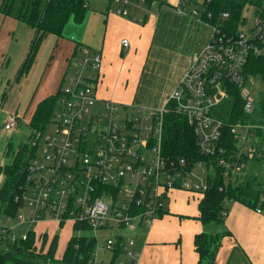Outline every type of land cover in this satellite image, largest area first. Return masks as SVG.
Instances as JSON below:
<instances>
[{"label":"built area","instance_id":"built-area-1","mask_svg":"<svg viewBox=\"0 0 264 264\" xmlns=\"http://www.w3.org/2000/svg\"><path fill=\"white\" fill-rule=\"evenodd\" d=\"M111 1L115 14L122 17H130L129 8L147 12L157 5V0ZM209 1L203 0V5ZM251 12L250 25L231 34L223 32L220 24L210 22L209 12L203 20L202 11H191L195 19L210 26L209 41L191 57L176 88L158 109L98 101L96 86L102 55L81 49V57L70 64L63 77L57 110L43 130H33L29 142L33 157L26 166L22 208L13 218L5 216L7 224L0 225V237L11 242L26 240L31 229L16 232L24 224L33 225L34 234L36 224L52 223L58 229L68 224L69 239H76L75 248L82 237L93 241L90 264H99L98 251L112 256L118 249L123 257L116 264H136L139 252L126 230L148 229L162 217L167 210L168 192L181 189L203 196L213 160L224 169V178L231 181L248 160L260 158L262 154L253 140L262 134L259 132L264 134V118L256 116V106L242 77L247 58L264 54V15ZM227 16L224 12L220 18ZM131 19L143 20L141 16ZM121 45L127 48L129 43L123 39ZM224 79L240 87L243 110L248 116L247 121L230 127L233 157L225 156L226 150L219 146L223 122L212 115L227 96ZM167 103H173L175 112L186 117L206 161L188 163L163 155L162 117ZM16 125L17 117L9 114L4 129ZM42 235L35 238L37 249Z\"/></svg>","mask_w":264,"mask_h":264},{"label":"crops","instance_id":"crops-1","mask_svg":"<svg viewBox=\"0 0 264 264\" xmlns=\"http://www.w3.org/2000/svg\"><path fill=\"white\" fill-rule=\"evenodd\" d=\"M85 1L87 9L82 22L77 24L70 19L65 24L60 36L52 34L46 36L29 73L19 82H14L13 76L15 77L28 49L24 54L25 43L22 42L26 41H21L19 44L18 42L13 43L16 35L12 30L13 35L5 41L8 43L6 49L0 50L2 52V59H0V87L2 89L0 112L5 114V119L9 114H14L17 117L18 125L22 121L28 125L29 117L33 114L38 102L56 93L72 63L81 57V49L83 48L97 51L102 55V64L96 86L97 100H111L120 104L134 105V89L141 80V71L146 65L157 28L159 26L166 28L175 23L176 26L172 34L177 36V41L179 39L180 54L178 57L184 60V64H182V69H180L172 92L188 69L191 57L206 46L211 35L210 26L195 19L191 13L193 9L201 8V0H157L158 5L150 8L147 12L129 8L130 17L115 14L113 11L114 4L111 0ZM179 9L183 11L179 12ZM137 16L143 18L142 22L131 19V17ZM8 18L0 12V29L5 22L10 20ZM160 22L161 25H159ZM70 23L73 24L68 26ZM12 24L14 21L10 20V28ZM25 26L28 36L32 38L33 30L27 25ZM206 26L209 27L210 32L207 31ZM16 29L19 34L25 33L23 29H20V26ZM69 32L77 33V40H75L73 33L70 35ZM100 34L101 37H99ZM123 39L129 43L127 48H123L121 45ZM30 40L27 37L29 43ZM48 43H50L48 55L46 53L48 63L45 69L40 72L32 89V86L30 88L32 69L34 81L36 70L41 65V59L46 56L43 57V54ZM12 57L16 59L12 68L8 72H3L2 68L9 67ZM5 61H7V65L4 64ZM11 76L13 81L8 92H6V88L10 86ZM4 92L7 94L2 99ZM257 137L260 140L257 142L253 140V145L260 150L262 156L248 160L241 173L231 180L233 185H243L250 180L251 188L254 191H258L264 186V181H259L253 174L254 167L264 160V149L262 148L264 137L260 134ZM176 191L182 190H172L170 194L172 198H168L170 203L173 200L172 194L175 195L176 193L181 198L186 195L189 202L186 206L179 203L181 205L178 207H181V210L177 211L178 208L174 211V214L179 215L178 225L175 224V219L167 214L162 216L163 218L160 217L161 219L153 221L148 229L136 230L131 236L126 233V236L135 240L134 248L139 252L136 264H196L197 254L193 247L194 235L199 232L214 233L220 231H228L229 234L221 239L215 255V264H264V204L260 207V212H257L256 209L238 201H228L222 225H203L197 220L198 202L202 198L201 194L197 195L196 200L185 192L184 194ZM190 202L194 205H191ZM169 205H167L166 211H168ZM23 211L25 214L27 213V209L24 208ZM0 218H3L2 225L7 224L2 211H0ZM43 224L47 225V223ZM32 226L26 225L25 230L31 229L33 231ZM34 228L35 236L43 234L42 236H48L49 240L54 235L60 234V232L56 233L51 229L45 230L44 227L37 226V224ZM54 228H57L56 225ZM42 231L46 232L42 233ZM55 253L58 258L57 248ZM103 253L108 254L109 260L107 262L101 260L100 264H110L111 254ZM122 257L123 255L120 254L116 261Z\"/></svg>","mask_w":264,"mask_h":264},{"label":"trees","instance_id":"trees-1","mask_svg":"<svg viewBox=\"0 0 264 264\" xmlns=\"http://www.w3.org/2000/svg\"><path fill=\"white\" fill-rule=\"evenodd\" d=\"M18 10L13 13L15 4ZM202 19L206 20V13L211 14L210 22L220 24L223 32L236 34L248 23L245 13L250 7L254 14L264 15L263 0H210L203 5L201 0ZM87 9L85 0H0V12L3 16H13L15 19L27 25L33 30L26 56L14 77V82H19L29 73L41 43L46 36L52 34L60 36L65 24L72 19L75 23H81ZM204 10V11H203ZM227 13L224 20L221 13ZM221 20H220V19ZM243 84L249 85L252 78L264 79V54L251 55L247 58L242 68ZM227 93L219 105L212 111L215 118L223 122L219 146L226 150L225 156L233 157L235 149L231 141L230 127L238 121H247L248 116L243 110V100L240 96V87L228 79L222 81ZM62 82L54 95L48 96L38 102L29 121L30 140L33 130H43L51 120L58 108L59 99L62 97ZM3 93L2 99L6 96ZM166 112L162 117L161 149L164 156L169 158H182L188 163L206 161L207 157L200 154L197 139L193 128L188 124L186 117L176 113L173 103L166 104ZM257 117L264 118V99L260 106H256ZM256 117L252 119L255 120ZM30 142V141H29ZM33 157V147L30 143L19 144L14 151L9 164L2 167L5 176L0 187V211L7 217L13 218L22 208L21 194L26 182V166ZM214 165L211 173L206 176L207 189L198 202L197 220L203 225H222L227 211L228 201H238L254 209H260L264 204V186L258 191L251 188V181L243 185H233L226 181L224 169ZM228 231L199 232L193 237V247L197 254L196 264H215V255L220 246L221 239L228 235ZM35 234L28 231L26 240L7 243L6 238L0 237V264H90L93 250V241L82 237L75 248V238H70L60 258H55L58 235L49 240L48 248L45 236H42L40 248L34 245ZM7 241V242H6ZM2 244L6 246L2 247ZM121 250H115L110 264H116V258Z\"/></svg>","mask_w":264,"mask_h":264},{"label":"rangeland","instance_id":"rangeland-1","mask_svg":"<svg viewBox=\"0 0 264 264\" xmlns=\"http://www.w3.org/2000/svg\"><path fill=\"white\" fill-rule=\"evenodd\" d=\"M18 8L19 7L17 3L15 4L13 8V13H15L18 10ZM190 8H193V7L190 6ZM248 9L249 10L245 13V15L247 16L248 23L250 25V23L252 22V12H251L250 7ZM7 17H9L8 19L13 20L14 24H12L10 28V20H8L2 25V28L0 29V50L3 51L4 50L3 48L6 49V45H8V43L5 41L13 35V32H12L13 30L14 34L16 35V37H14L13 43L16 44V42H18L19 44L21 41H26V42H22V43H25V48H24V54H25L26 49H28L27 47L29 43L27 41V37H29V40H30L31 36H28L26 26L23 23L14 19L13 16H7ZM72 24L73 23H70L68 26ZM159 25H161V22L159 23ZM19 26H20V29H23L25 31L24 34L22 33L19 34V32L17 31L16 27H19ZM175 26L176 24L174 23L166 28H164V26H159L157 28L156 36L152 43V47L149 51L146 65L143 67V70L141 71V75H140L141 80L138 82V84L136 85L134 89L135 91L134 92V105L143 106L146 108L158 109L163 105L167 95L171 92L174 86V83L177 80L180 69H182V64H184V60L178 57V55L180 54V50H179L180 43L178 42L179 39L177 41V36L172 34L173 30L175 29ZM205 28L207 29L208 32H210L209 27L206 26ZM73 32H69L70 35H72ZM73 35L75 37V40H77V33H73ZM99 37H101V34ZM49 44L50 43H48L44 51L43 57L46 55V53L47 55L49 53L48 52ZM1 53L2 52H0V59H2ZM47 55L45 56V58L41 59L42 60L40 62L41 65L39 66L38 70H36L34 81H33V69H32V73H31L32 82L30 84V88L32 86V89L39 77L40 72L45 69L46 64L48 63V61L46 60ZM15 61L16 59L12 57L10 60L9 67L2 68V71L8 72L12 68ZM4 64L7 65V61H5ZM13 78L11 76L10 86L6 88L7 89L6 92H8L9 87H11ZM63 81L64 79H62V83ZM248 88L250 91V95L253 98V102L255 106L259 107L262 99H264V79L259 78V77L252 78L249 81ZM1 91L2 89L0 87V94H1ZM31 116L32 115H30L29 119H31ZM4 119H5V114L3 112H0V187L3 185L4 180H5L2 167L11 162L14 151L19 144L29 143L30 141V133H29L30 131L25 121L20 122L19 125L17 122L18 126L16 125L11 130H5L4 129V123H5ZM259 133H262L260 135L264 137L263 132H259ZM254 140L257 142L260 139L259 137H255ZM262 148L264 149V140L262 141ZM254 168L255 170L253 171V174L257 177V179H259V181H262V180L264 181V160L260 161V163L256 165ZM247 171H248V168H247ZM249 171L252 172V170L250 169ZM225 180L228 181V178H225ZM171 192L172 191L168 192L169 199L172 198L170 196ZM176 192H183V193L185 192L189 194V196H193L194 198H196V200H197V195H200L197 192H190L187 190L176 191ZM172 196H173V200H171V203L168 201L167 205L168 204L170 205H169L168 211L164 213L163 217L168 214V216H171L172 218L175 219V224L178 225L179 215L174 214V211H176L179 208L178 206L181 205L179 203H182L183 205L186 206L187 203L189 202L187 201L188 198L186 195L185 197H182V198L178 197L180 195H177V193L175 195L172 194ZM190 204L194 205L192 202H190ZM23 207H25L26 209V206H23ZM180 210H181V207L177 211H180ZM159 219L161 218H157L155 220L157 221ZM2 223H3V218H0V225ZM37 226H42L45 229V225L42 223L37 224ZM47 226H48V230L51 229V231L60 232V234H58L59 240H58V245H57V254H59L58 258H60L63 250L66 247L67 240L70 237V231H71L70 227L68 224H65L61 229H58V228H54V225L52 223L47 224ZM25 229H26V225H22L20 228L16 229V232H19L21 230L24 231ZM126 233H129L130 234L129 236H131L132 234H134V231L126 230ZM45 239L47 242L49 241L48 236H45ZM7 240H8V242L6 241L7 243L11 242L9 239ZM4 246H6V244H2V247ZM55 258L57 259L56 253H55ZM97 260L99 264L101 260H104L105 262H107L109 260V256L108 254L98 251Z\"/></svg>","mask_w":264,"mask_h":264}]
</instances>
